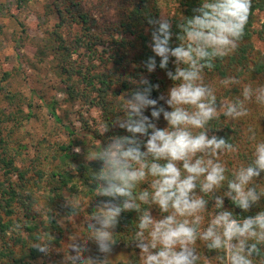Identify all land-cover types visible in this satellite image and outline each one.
<instances>
[{
  "label": "clouds",
  "instance_id": "obj_1",
  "mask_svg": "<svg viewBox=\"0 0 264 264\" xmlns=\"http://www.w3.org/2000/svg\"><path fill=\"white\" fill-rule=\"evenodd\" d=\"M250 6L251 0H201L194 14L179 23L175 47L170 43V20L163 14L157 20L149 19L155 26L154 56L144 67L154 72L159 57V68L167 69L174 58L175 70L167 71L173 85L166 97L156 99L151 93L159 85L143 76L134 80L137 88L120 104L124 115L114 121L128 135L112 136L107 145L88 155L95 195L110 198L101 201L91 214L94 223H88V236L99 252L111 253L118 218L124 211L135 210L138 221L131 241L141 250L139 264H202L209 258L197 252L198 245L220 253L215 264H264V210L241 218L225 208V197L245 212L264 198V184L256 182L264 173V139L249 127L250 155L229 168L220 157L236 153L238 145L208 134L210 122L221 115L233 121L247 116L246 102L264 105V85H246L241 98L219 100L218 104L215 89L203 76L206 68L211 70L217 59L237 47ZM232 82L234 78L228 77L221 81L224 85ZM148 109L150 116L145 114ZM161 115L167 122L164 128L154 122ZM97 131L107 135V124ZM210 199H214L211 211ZM70 203L79 212V202L70 198ZM154 207L159 209V218L152 215ZM36 248L46 252L49 244L40 241ZM84 250L78 244L69 246L64 264H108V259H81L78 253Z\"/></svg>",
  "mask_w": 264,
  "mask_h": 264
},
{
  "label": "trees",
  "instance_id": "obj_2",
  "mask_svg": "<svg viewBox=\"0 0 264 264\" xmlns=\"http://www.w3.org/2000/svg\"><path fill=\"white\" fill-rule=\"evenodd\" d=\"M33 1L13 0V4L18 9H24ZM161 1L118 0L122 17L116 23L106 22L103 26L92 20L85 10L86 0H53L51 3L60 22L50 33L46 44L38 48V52L42 50L40 54L43 59L47 56L53 61V69L61 76L71 101L84 100L102 112L103 117L91 134L87 130L81 136L77 130L64 125L59 114V103L45 102L49 114L70 136L68 141L55 140L48 145L47 139L40 141L36 156L29 160V143L22 133L24 124L35 117L34 101L22 92L12 91L10 84L14 75L10 71L4 72L0 80V91L4 97L0 107V167L10 181L7 179L8 185L0 181V264H36L42 258L46 260L52 253L61 258L65 247L69 248L70 243L77 245L79 241H93L97 245L94 239H89L91 230L88 223H94L91 214L97 211L95 208L101 201L110 198L95 195L96 188L90 177L93 166L88 161V155L98 151L102 145H107L112 136L128 135L125 129L114 123L124 113L117 111L113 101H120L125 94L129 98L137 88L133 81H139L142 76L152 85H159V88H153L152 98L159 99L161 95H166L160 87L164 80L159 79V74L173 85L167 71L175 70L174 58L170 59L167 69L159 68V57H156L157 68L154 72L149 73L144 67L148 58L154 56L151 43L155 26L148 21L161 17ZM178 1L180 10L169 19L173 33L170 43L173 47L179 43V23L184 17L192 16L201 4V0ZM2 8L0 5V13L4 17ZM258 11L264 12V0H251L245 32L237 47L227 56L217 59L211 70L206 68L203 72L205 82L215 89L218 104L219 100L241 98V90L246 85H264V52L258 51L253 41L257 36L264 43V23L259 30L255 29V14ZM73 24L79 25L80 34L73 31ZM98 47L103 48L105 56L98 54ZM15 72L19 70L16 68ZM226 77L234 78V82L222 84L221 81ZM159 104L168 109L163 100H159ZM246 106L249 109L247 116L233 121L221 115L218 120L210 122L212 127L208 134L224 137L239 147L248 134V128L252 127L264 139V105L253 100L246 102ZM150 112L151 109H148L145 114L150 116ZM164 121L162 115L158 121L154 120L156 124ZM106 124L108 134L101 135L97 129ZM76 149L83 153L79 155ZM237 152L239 161L231 162V167L245 161L250 155V148L248 146ZM93 164L100 166L96 161ZM14 177L17 184L12 182ZM256 182L264 184V173ZM225 190L221 189L215 195ZM70 198L79 202V212L72 210L75 205L70 203ZM85 202L87 207L82 205ZM213 205L214 199H210L209 211ZM225 208L241 218L254 216L264 210V198L245 212L225 197ZM152 215L159 218V209L154 207ZM82 217L85 223L81 228H72L70 221ZM137 221L138 213L135 210L121 213L113 229L116 241L112 247L126 248L132 255L126 262L108 264H139L141 250L136 247L135 241H131ZM80 236L81 239L74 240V237ZM40 241L48 242L46 252L36 248ZM197 247L198 251L204 252L205 258H209L207 260L210 263H215V257L220 255L217 250L210 251L202 245Z\"/></svg>",
  "mask_w": 264,
  "mask_h": 264
},
{
  "label": "rangeland",
  "instance_id": "obj_3",
  "mask_svg": "<svg viewBox=\"0 0 264 264\" xmlns=\"http://www.w3.org/2000/svg\"><path fill=\"white\" fill-rule=\"evenodd\" d=\"M52 2L53 0H34L26 8L18 9L13 4V0H0V5H2L5 14L2 17V13H0V80L3 78L5 71L13 73L14 76L10 84L11 90L22 92L29 98H32L35 106V117L30 122L24 124L22 133L23 136L27 137V142L29 143L28 154L26 152L29 160L36 156L37 144L40 141L43 142L44 139H47L46 145H48L50 142L54 143L55 140H60L61 142L68 141L70 136L49 114L45 102H58L59 114L62 117L63 124L68 125L71 129L77 130L81 136L86 134L88 132L87 130H90L91 134L96 128L99 119L103 117L100 109L94 107L89 102H85L84 100L71 101L67 95V90L63 85L61 76L53 69L51 63L53 61L49 60L47 56L43 59L40 54L42 50L38 52V48L46 44V41L50 38V33L57 28L60 22L57 13L54 11V7L51 5ZM119 7L120 2L118 0H86L85 3V10L89 13L92 20L94 19L99 23V26L105 25L106 22H118L122 17ZM160 7L161 15H165L168 19L175 17L180 10L178 0H163L160 3ZM263 23L264 12H256L255 29L259 30ZM64 25L66 26L67 24ZM72 29L75 33L80 34L79 25L73 24ZM253 41L256 49L264 52V43L257 36L254 37ZM102 50V47H98V54L105 56ZM76 58L77 56H75ZM85 59H87V56ZM58 62H61V60H58ZM16 68L19 72H15ZM159 76V79L164 80L163 85H160V87L163 89L164 94L167 95V91L172 85L162 74H159ZM2 94L0 91V107H2L1 101L4 98ZM123 96L128 98L127 94ZM123 96L119 99L120 101H113L118 112L120 104L124 100ZM262 116H264V113ZM157 126L164 128L167 126V122L164 121L163 123L157 124ZM262 129L264 137V126ZM248 146L249 141L247 136H245L243 143L238 148L240 150ZM76 152L79 155L83 153L80 149H76ZM237 155L238 152L227 153L222 155L220 159L224 160L227 166L231 168V162L239 161ZM3 172L0 167V181L8 185L7 179L9 181L10 179ZM12 182L17 184L16 177L12 179ZM82 205L87 207L86 202ZM84 223V217L70 221L72 228H81L80 226ZM78 239H81V236L74 237V240L77 241ZM77 244H83L85 249L83 252L78 253L81 259L99 261L108 259L110 263H117L119 261H128L132 255V252L119 246L117 248L112 247L111 253L104 254L99 252L98 246L94 245L93 241H79ZM70 246H72L71 243ZM68 249V247H65L61 258H58L52 253L46 260L42 258L36 264H64ZM197 252H200L198 248ZM200 254L202 257H205L204 252H200ZM202 264L215 263H210L206 259Z\"/></svg>",
  "mask_w": 264,
  "mask_h": 264
}]
</instances>
